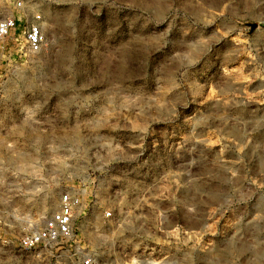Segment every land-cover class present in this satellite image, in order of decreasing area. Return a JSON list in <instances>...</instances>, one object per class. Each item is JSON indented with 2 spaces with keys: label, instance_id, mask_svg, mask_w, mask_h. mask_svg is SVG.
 I'll use <instances>...</instances> for the list:
<instances>
[{
  "label": "rangeland",
  "instance_id": "1",
  "mask_svg": "<svg viewBox=\"0 0 264 264\" xmlns=\"http://www.w3.org/2000/svg\"><path fill=\"white\" fill-rule=\"evenodd\" d=\"M0 11L40 12L47 37L28 57L22 24L0 44V264L70 260L16 248L67 192L100 264H264V0Z\"/></svg>",
  "mask_w": 264,
  "mask_h": 264
},
{
  "label": "built area",
  "instance_id": "2",
  "mask_svg": "<svg viewBox=\"0 0 264 264\" xmlns=\"http://www.w3.org/2000/svg\"><path fill=\"white\" fill-rule=\"evenodd\" d=\"M17 9L23 8V3L16 4ZM44 18L40 12L34 13L31 17L26 13L21 15H4L0 11V44L8 39L19 25H24V44L21 52L26 57L41 53L47 45V37L43 30ZM9 60L4 48H0V69ZM0 73V97L2 92ZM82 204L80 195L70 192L61 194L56 210L46 215L41 227L32 229L29 233L16 237V248L19 251L40 255L49 249L63 250L62 253H72L69 261L64 264H100L95 256L90 252H85L83 248H77L73 244L75 236L74 221L75 216ZM105 220L114 219L112 211L104 213ZM36 220V219H35Z\"/></svg>",
  "mask_w": 264,
  "mask_h": 264
},
{
  "label": "bare ground",
  "instance_id": "3",
  "mask_svg": "<svg viewBox=\"0 0 264 264\" xmlns=\"http://www.w3.org/2000/svg\"><path fill=\"white\" fill-rule=\"evenodd\" d=\"M43 29H44V27H43ZM47 29L49 30V28L47 27Z\"/></svg>",
  "mask_w": 264,
  "mask_h": 264
}]
</instances>
